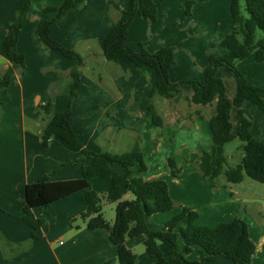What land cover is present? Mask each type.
<instances>
[{"label": "crops", "instance_id": "0c3cea01", "mask_svg": "<svg viewBox=\"0 0 264 264\" xmlns=\"http://www.w3.org/2000/svg\"><path fill=\"white\" fill-rule=\"evenodd\" d=\"M63 1L31 0L17 42V50L24 56V71L12 77L6 91L0 88V233L5 240L0 241V264H118L116 247L109 241L105 229H88L81 221L76 229L70 223L85 208L84 190L58 199L49 207L35 208V216L43 218L44 223L36 230L37 238L29 247L23 249L19 245L30 235V226L20 219L26 184L43 175L50 180L79 178L82 166L90 161V155L82 149L71 148L59 137H51L44 145L41 142L43 124L35 110L38 104L51 101L55 111H62L69 103L67 74L73 61L57 50L46 48L37 35L39 18L54 16V12L44 14L42 8L59 7ZM75 1L80 6L71 8L51 25V36L82 58L96 57L98 67L108 68L112 76L111 81L94 73L86 75L85 65L81 67V82L71 100L70 124L84 147L93 152L117 154L140 150L147 169L140 171L136 165L135 176L165 180L175 201L198 212L197 224L212 227L234 217L244 220L255 244L252 263L264 264V183L247 176L239 183L228 182L224 176L213 181L197 172L200 150L208 151L211 147L208 120L215 113L216 100L207 105L190 104L184 100V96L192 94L187 85L174 97L155 96L154 107L163 116L166 132L172 137L167 145L147 111L156 72L148 66L137 67L126 57L107 62L102 54L104 38L130 0ZM182 1L155 0L156 20L150 22L135 16L125 40L134 50L142 43L151 52L161 46L179 44L175 63L169 69L171 82L184 78L202 80L207 64L206 50L232 30L230 0H194L190 14L185 13ZM18 5L19 0H0V75L10 65L3 42ZM144 77L148 78V85H142ZM234 94L227 93V96L232 99ZM248 105L247 100L243 102V108ZM245 114L251 120L252 135L264 137ZM92 115L96 116L95 122L89 119ZM236 129L235 124L234 134ZM129 134L132 141L124 143ZM168 155L183 166L178 176L170 172ZM114 166L120 169L112 164V171L121 172ZM109 187V178L91 183V189L97 192L106 193ZM123 198L132 196L127 193ZM180 210L177 207L154 213L148 219V227L161 229ZM144 239V235L127 238L125 245L136 255V264H157L146 250ZM159 247L167 252L165 244ZM198 252L199 247L194 246L189 257L196 259ZM216 261L232 262L226 258Z\"/></svg>", "mask_w": 264, "mask_h": 264}, {"label": "trees", "instance_id": "16d2710c", "mask_svg": "<svg viewBox=\"0 0 264 264\" xmlns=\"http://www.w3.org/2000/svg\"><path fill=\"white\" fill-rule=\"evenodd\" d=\"M206 1V0H200ZM230 23L232 30L218 42H214L205 52L207 64L203 68L202 80L184 78L178 82L169 80V69L175 63V51L179 44L161 46L151 52L142 43L139 49L130 48L125 40L128 27L135 16L140 15L147 21L157 18L158 4L155 0H130L112 25L103 40V57L107 61L117 62L126 57L135 66H148L156 72V81L151 89V98L158 94L164 98L174 97L187 85L191 88L190 97L184 96L189 103L207 105L215 99V113L208 120L211 131V147L208 151L201 150V158L196 163L200 176L216 181L223 175L228 182L239 183L244 177L264 183V137L252 135L251 120L246 116L243 102L250 101L264 114V87L254 84L237 68L236 62L243 60L255 52L257 61H264V36L257 37V32L264 34V0H230ZM194 0L181 2L186 14H190ZM31 0H19L16 17L8 25L3 47L10 59V65L0 75V88L4 91L9 87L16 73H23L24 56L17 50L18 37L28 16ZM75 0H64L61 6H45L44 14L54 12L52 17L39 18L37 35L40 42L49 49L57 50L61 55L73 61L68 72L70 83L68 92L70 99L65 110L55 111L53 103L47 101L38 104L36 113L43 124L41 142L48 144L51 137L56 136L65 141L73 149H82L90 155V161L82 166L81 177L67 180H50L43 175L35 182L25 186L23 213L20 219L30 226L29 239L19 243L23 249L29 247L37 238L36 230L44 219L35 216L34 209L49 207L53 202L72 193L84 190L85 208L77 217L70 220L72 227L78 229V221L85 223L86 228H102L108 233L109 241L116 247L118 264H136V255L126 247L125 240L144 235L146 250L154 257L157 264H204L226 258L233 264H253L252 256L255 244L251 240L247 223L237 217L215 226L196 223L198 212L175 201L169 194L168 184L163 179L144 180L134 175V167L140 171L147 169L140 150L123 153L93 152L87 150L71 127V100L81 82L83 58L72 48L54 39L50 33L51 25L66 14L68 10L79 7ZM191 30H188L190 33ZM220 68L226 69L235 79V94L232 99L227 96V88L218 75ZM61 73V72H60ZM59 75L61 76V74ZM236 108V133L232 132V109ZM148 115L158 128L167 145L172 137L166 132V123L152 101L147 105ZM238 138L241 141V159L235 166L227 164L225 145ZM167 163L172 176H178L182 166L168 155ZM116 164L121 172H114L111 165ZM109 178L110 187L106 193L91 189L94 180ZM132 198L124 199L125 194ZM106 199L115 204V215L108 222L102 214V202ZM180 207L179 213L167 220L161 229L152 230L148 227V219L154 213L166 212ZM178 238H181L182 244ZM0 241L5 242L0 233ZM165 244L167 252L160 249ZM199 247V259H189L193 247Z\"/></svg>", "mask_w": 264, "mask_h": 264}, {"label": "rangeland", "instance_id": "374dc122", "mask_svg": "<svg viewBox=\"0 0 264 264\" xmlns=\"http://www.w3.org/2000/svg\"><path fill=\"white\" fill-rule=\"evenodd\" d=\"M263 36H264L263 32H261V31L257 32V37H263ZM83 58H84V56H83ZM84 60H85V64H84L85 70L83 72L86 75H92V73H94L95 75L96 74L101 75V77L103 79L110 78L112 81V78H111L112 76H111V73H109L108 68H106V67L99 68L98 65L96 64V62H97L96 57L89 56L88 58L87 57L84 58ZM236 66L239 69V71L243 75H245V77L247 76L246 77L247 79L250 78L249 80L252 81L254 84H257V85L264 87V61H257L255 58V52H252L249 57H247L243 60L237 61ZM96 67H98V68H96ZM218 72L220 74V77L223 79V81L226 85L227 93H229V95L233 94L235 92V79H234V76L232 75V73H230L229 71H227L226 69H223V68H220ZM113 79L117 80V78H115V77H113ZM144 80H145V84H142V85H148V78L144 77ZM130 88L131 87L128 88V91H129L128 93L131 92ZM155 96L162 97L158 94H155L150 101L153 102ZM247 102L249 105L245 106L243 109L245 110L247 115L253 120L254 128H257L258 130H260V134L262 136V135H264V114L255 105H253L250 101H247ZM190 104H194V103H190ZM236 116H237V110L234 109L233 113H232V117H231V119H232L231 122L233 123L234 126L236 124ZM89 119L91 120V122H95L96 116L92 115ZM130 136H131V134H129L127 136V138L124 140V143H127L126 140L132 141ZM134 140H136V138H134ZM240 144H241V141L236 137L234 140L230 141L229 143H227L225 145V155L227 157V164L229 166H235L237 163H239L240 158H241V150L239 149ZM122 147L124 148L126 146L123 145ZM124 149H127V148H124ZM193 152H195V151H193ZM182 156H183V154H182ZM189 158L190 159L192 158V154H189ZM179 166H182V165H179ZM114 168H116L117 170L120 171V169L117 166H114ZM182 168H183V166H182ZM221 176H223V175H221ZM102 214L108 222H112L111 220L114 219V215H115V204L113 202H110V201L104 199L102 202ZM179 243L182 244V241L180 240ZM189 259L193 260V258H190V257H189ZM197 259H199L198 254H197V258L195 260H197ZM220 262L221 261H216V262L205 261L203 263L204 264H221ZM231 264H232V262H231Z\"/></svg>", "mask_w": 264, "mask_h": 264}]
</instances>
